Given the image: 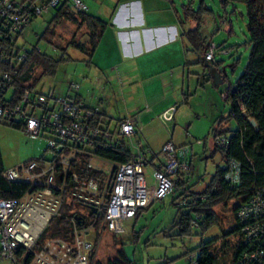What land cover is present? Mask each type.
Segmentation results:
<instances>
[{"label":"built area","instance_id":"1","mask_svg":"<svg viewBox=\"0 0 264 264\" xmlns=\"http://www.w3.org/2000/svg\"><path fill=\"white\" fill-rule=\"evenodd\" d=\"M61 1L0 0V60L7 57L3 44L10 43L8 59L18 69L27 51L20 53L17 38L32 19L50 14ZM68 1L76 12L88 10L83 0ZM216 52L210 43L204 59L214 63ZM10 75L0 68V122L20 125L30 140L51 136L46 150L52 157L42 156L3 173L9 183L27 182L32 187L22 198L0 199V264H92L98 222L102 220L101 230L122 235L126 222L164 200L190 174L191 149L168 142L159 153H151L139 142L136 119L105 118L77 97V84L70 86L74 94L64 98L26 90L15 100ZM36 110L39 116L34 115ZM174 112L175 108L165 111L159 120L171 123ZM213 143L223 149L226 138L218 136ZM100 148H125L130 160L115 164L94 154ZM240 178V165L231 161L226 181L235 186ZM235 218L241 249L234 264H264V190L241 203ZM55 219L64 221L68 230L40 241Z\"/></svg>","mask_w":264,"mask_h":264},{"label":"rangeland","instance_id":"2","mask_svg":"<svg viewBox=\"0 0 264 264\" xmlns=\"http://www.w3.org/2000/svg\"><path fill=\"white\" fill-rule=\"evenodd\" d=\"M112 1L114 0H83L87 4L88 14L103 21L109 18V10L115 5L112 4ZM203 1L213 11V18L206 21L204 32L215 46L221 45L222 49L225 50V52L215 53V62L219 64V70L224 69L221 77L222 82L217 86H214L212 81L208 82L207 70L200 63L194 64L196 57L192 54L185 57L182 53L181 66L184 63L189 64L186 66L190 74L186 72L184 77L179 78L178 72L181 71L182 67H176L174 70L175 77L171 83L175 84L173 90L176 92H174L175 101L172 104L177 108V111L174 113L171 123L167 125H164L161 120L158 122L156 115L145 117L146 122H143L142 126L146 128L144 129V137L141 136L143 145H148L154 153H159L168 142L175 147L191 149L194 174L189 179V186L195 193L203 190L217 168L224 167L220 154H213L211 130L218 118L227 117L230 105L225 100V95L230 86H234L241 75L249 54L245 6L234 3L223 8L219 0ZM172 2L173 9L162 0H140L145 20L156 18V22H173L174 19L176 20L175 14L181 15L183 5L191 3L193 8H197L200 0H172ZM52 18L53 14L50 13L31 21L16 40V47L20 49V53L37 48L56 59L60 56L61 49L70 42L85 44L88 42L86 29L67 22H61L55 27L50 26L51 33L49 32L46 36V41H39ZM126 18L128 16L125 17L124 13L120 12L118 19L116 18L118 24L124 28H127L123 23ZM116 19H113L112 23ZM141 20H143V16L139 20L135 18L133 20L135 27L132 28L135 29L133 33H138L140 48L145 49V39L142 32L144 28H142L143 24L140 23ZM189 27L187 24L185 28L188 29ZM107 28L109 30L104 31L105 33L99 42L100 45L98 44L91 60L74 48L67 47L66 54L69 60L59 64L53 75L42 76L35 84L34 93L48 95L52 92L54 97L64 98L74 94L71 92L70 86L77 84L80 86L78 93L86 101L96 100L93 108H97L99 101L103 100L104 111L102 114L105 118L112 117V122H116L115 119L128 113L143 118L146 107H150L148 102H154L157 99L158 91L150 89L151 84L149 83L153 81V84L158 82L162 84L161 81L164 80V77L166 78L167 74H160L159 78L152 77V80L150 79L151 81L145 85H141L142 82L140 81L137 83L132 81L126 83L124 91H109V87L106 85L108 80L106 81V79L111 75L109 71H105V75L99 71L101 67L109 68V66L115 65V58H117V55L115 57L113 55L116 49L113 34L115 32L109 26ZM133 45H138L137 40ZM128 57L131 58V56ZM139 57L138 55V57L133 58L135 60ZM111 58L114 62L110 60ZM122 63H124L122 73L129 74L132 63L127 60ZM136 67L138 69V63ZM154 71L155 69L152 72ZM148 73L154 74L149 72V69ZM39 74L40 71H36L35 76ZM204 79L206 81L203 82ZM168 88L170 90V87ZM181 91L184 96L181 95ZM185 95L187 96L186 104L183 103ZM39 114V110L34 113L35 116H39ZM229 127L234 130L235 124L230 123ZM50 139L51 136L44 135L37 140H30L21 130L0 122V168L4 171L15 169L31 160H38L42 156L50 159L52 152L46 150ZM148 181L150 180L148 179ZM176 196V193L168 195L164 200L155 202L141 211L137 218L125 223L122 235L114 236L99 229L97 238L94 240L95 251L92 264L96 262L105 264L113 260L119 249L133 264H191L189 262L191 256L187 254L193 252L191 255L197 256V247L201 243H207L219 237L221 229L215 225L202 234L198 228H192L191 237L178 236L174 222L180 212L183 213L184 210H180L173 203ZM232 204L231 202L227 205L223 203L214 208L224 231L230 230L234 226L235 216ZM91 238H94V234L91 235ZM237 238L230 237L226 241L220 239L211 248V252L219 258V264H233L232 254ZM1 264L9 263L2 262Z\"/></svg>","mask_w":264,"mask_h":264},{"label":"trees","instance_id":"3","mask_svg":"<svg viewBox=\"0 0 264 264\" xmlns=\"http://www.w3.org/2000/svg\"><path fill=\"white\" fill-rule=\"evenodd\" d=\"M162 1L168 3L173 9L172 0ZM219 3L223 8L234 3L245 6L249 54L241 75L235 85L230 86L225 95V100L230 105L227 117L218 118L211 130L212 140L218 136L226 138L223 149L217 148L212 141L213 154H220L224 167L217 168L203 190L195 193L192 191V187L189 186V179L194 174L192 155L190 174L185 179L179 180L175 190L171 193L177 194L173 203L180 210H184L183 213L180 212L174 222L178 236L191 237L192 228H198L202 234L215 225L221 229L219 237L207 243H201L197 247V256L195 254L191 255L193 252L187 254L191 256L189 262L192 261L196 264H219V258L211 252V248L220 239L226 241L227 238L238 237L232 254V263L234 264L241 249L239 223L235 218L232 229L222 230L214 208L220 204L227 205L231 202L234 206L235 216L241 203L245 202L255 191L264 190V0H225L223 2L219 0ZM181 11L180 16L175 15L178 24L182 27L181 38L184 42V53L185 55H194L196 57L194 64L200 63L204 67L202 60L209 44L212 43L204 32L205 24L208 19L213 18V11L203 0H200L197 8H193L192 4L189 3L183 5ZM51 14H53V18L40 36L39 41L46 39L50 32V26L55 27L61 22H67L86 29L88 42L86 44L70 42L65 48L61 49V54L56 59L34 48L27 51L25 60L15 70L8 59L12 55V49H10L12 45L4 43L7 40L3 37L2 43H4L5 56L7 57L0 60V68L9 71L11 74L10 76L16 86V91L12 93L14 99L19 98L26 90H34L35 84L42 76L53 75L59 64L67 62L69 60L66 54L67 47L74 48L91 60L108 26V21L89 15L88 10L86 12L74 11L68 0L61 1ZM187 24L190 25L188 29L185 28ZM222 48L221 45L216 46L217 53L225 52ZM208 63L213 68L219 67L217 62ZM36 71H40L38 76H35ZM207 81H210L209 75ZM77 97L79 98L78 94ZM186 97L185 95L184 104L187 103ZM230 123L235 124L234 130L229 127ZM7 125L22 131L20 125ZM94 154L115 164L127 163L130 160V154L125 148L109 151L100 148L95 150ZM231 161H235L240 165L241 178L239 184L235 186L230 185L225 179L228 164ZM3 173L4 170L0 168V199H19L31 189V184L27 182L9 183L4 178ZM141 211L138 212L135 218L141 214ZM193 215H195V218H193ZM101 221L96 225L97 233ZM67 230L68 227L64 221L55 219L50 222V227L42 232L40 241L47 237L61 236ZM25 264H28V262H25ZM95 264L102 263L96 262ZM105 264H133V262L128 260L123 251L119 249L116 257Z\"/></svg>","mask_w":264,"mask_h":264},{"label":"crops","instance_id":"4","mask_svg":"<svg viewBox=\"0 0 264 264\" xmlns=\"http://www.w3.org/2000/svg\"><path fill=\"white\" fill-rule=\"evenodd\" d=\"M112 4L115 5L112 9L109 10L110 12L108 16L109 18L106 19V21H108V26L110 27V29L115 32L113 34H114V45L116 46V49L113 55L114 57L117 55V58H115L116 59L115 65H111L109 66V68H102V67L99 68V71L102 74L104 73L103 75H105L106 73L105 71H109V74L111 75L107 77L108 79H106V81L108 80L106 85H108L109 91H114V90L124 91L126 89L124 87L126 83L127 82L130 83L132 81H136V83L140 81L142 82L141 85H145L146 83H149L152 80V77L154 78L156 76L159 78L160 74L162 75L167 74L166 78L164 77L163 78L164 80L161 81L162 84H160L159 82L153 84L152 83L153 81L149 83L151 84L150 89H156L155 91H158L157 99H155L154 102H148V104H150V107L148 106L146 107V110L143 113L144 116L143 118H140V116L137 117L136 115H130L128 113L115 119V121H119L127 117L136 119L137 126H139V128L141 129V132L139 134V142L141 143V145H143L141 136L144 137V129L146 128L145 126L144 127L142 126L143 122H146L144 118L149 115L151 116L156 115V119L159 122V116L163 114L165 111L171 108H175V112L177 111V108L172 104L175 101L174 92H176L173 90L175 84L171 83L172 81H174V77H175L174 70L176 69V67L183 68V69L181 68V71L178 72L179 78L184 77L186 72L190 74V71L185 65V63L183 64V66H181V57H182V53H184V42L182 41L181 38L182 27L178 24L177 19L176 20L174 19L173 22L170 21L168 23L156 22L157 20L156 18L145 20V17L143 15L144 10L142 9V3H140V0H114L112 1ZM119 12L124 13L125 17L128 16V18L123 20V23H125V26H127V28H124L121 24H118L117 19L119 16ZM147 14H148V9H147ZM142 16L144 22L143 20H141L140 23L141 25L143 24L142 28H144L142 29V32L145 39L144 40L146 45L145 49L140 48V40L138 33L137 32L133 33L134 32L133 30L135 29L132 28L135 27L133 26L135 25L133 20L135 18L137 20H139V18L142 19ZM113 19H116L114 23H112ZM107 30L109 29L106 28L105 32ZM136 40L138 45L134 46L133 44ZM122 49L124 50L122 51ZM138 55L140 57L134 60L133 57H138ZM128 56H131V58ZM186 56L187 55H185V57ZM110 60L113 61V58H111ZM126 60L129 61V63H132V66H130L131 72L129 74L122 73L124 69L122 67L124 66V63L122 62ZM137 63H138V69L136 67ZM167 64H169V66L166 67ZM147 68L149 69V72L151 71V73L154 74L151 75L150 73H148ZM154 69L155 71L152 72ZM208 75L210 76L209 73ZM167 80H168V84L166 85ZM210 81H212L211 77H210ZM165 85L166 87H164ZM168 87H170V90ZM180 93L182 96H184L182 91ZM78 96L81 99V101L89 108L96 109L101 114L104 111L102 106L104 103L103 100L99 101L97 108H93L96 101L95 99H92L91 102H88L82 97L80 93H78ZM109 119L112 120L113 118L110 117ZM144 147H146L151 153H154V151L148 145Z\"/></svg>","mask_w":264,"mask_h":264},{"label":"water","instance_id":"5","mask_svg":"<svg viewBox=\"0 0 264 264\" xmlns=\"http://www.w3.org/2000/svg\"><path fill=\"white\" fill-rule=\"evenodd\" d=\"M221 1L223 2L225 0H221ZM202 61L204 63L205 70H207L208 73L210 74L213 85L217 86V85L221 84V82H222L221 77H222V73H224V69H222L220 71L219 68H217V67L213 68L212 66H210L209 63L205 59H203ZM76 220L78 221L77 218H76Z\"/></svg>","mask_w":264,"mask_h":264}]
</instances>
